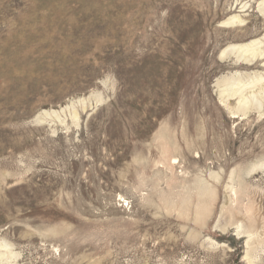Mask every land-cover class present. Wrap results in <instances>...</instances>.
<instances>
[{
	"label": "rangeland",
	"instance_id": "obj_1",
	"mask_svg": "<svg viewBox=\"0 0 264 264\" xmlns=\"http://www.w3.org/2000/svg\"><path fill=\"white\" fill-rule=\"evenodd\" d=\"M263 1L0 0V264H264Z\"/></svg>",
	"mask_w": 264,
	"mask_h": 264
},
{
	"label": "bare ground",
	"instance_id": "obj_2",
	"mask_svg": "<svg viewBox=\"0 0 264 264\" xmlns=\"http://www.w3.org/2000/svg\"><path fill=\"white\" fill-rule=\"evenodd\" d=\"M261 7H264V1L259 4V8H261ZM261 9H263V8H261ZM261 12H263V11H261ZM242 22L243 21H241L239 19V17L233 16L226 23H223V25L224 24L228 25V24H233V23H239V24H241ZM226 53H230V54L235 55L238 60H242L245 63L246 62L247 63H252L254 61L262 60V63L261 64L264 66V42L263 41H260L258 39H253V40H250V41L245 42V43L231 45V46L227 47L226 49H224L222 51L221 55H224ZM263 83H264V76L255 75L253 78H251V80H249L246 83H244L242 81H238L236 83L227 84V85H225L223 91H221L222 90V88H221L220 92H222V95L223 94H227L228 97L237 96L238 97V101L237 102H238V104L240 106H245L246 107L250 102H254V103H257L259 105L260 104V101L258 100L257 97L260 96V95H264V89L262 87V84ZM256 88L259 89L257 91L258 93H256V92L254 93L253 92V90L256 89ZM246 90H250L251 91V94H249V96H247V97L244 94V92ZM86 101H88L86 98H84V99H81L80 98L79 100H77V102L72 103V104L70 103L71 104V108L73 109V113H72V116H71L72 118L71 119L77 120V113L78 112L76 113V111L74 110L75 105H80L84 109ZM52 117L53 118H56V119H60L59 111H52V112H50V111H43V112L40 113V115L38 116L37 119L39 120V122H41L40 119L52 118ZM66 119H68V118H66ZM68 123H69V121H68ZM63 125H65V124H63ZM63 127L66 128V126H63ZM232 192L234 193V195L236 194L234 190H232ZM240 234H247V235H249V232H241ZM8 248L9 247L7 245H5V244L0 245V261L3 260V259L5 261H8L12 257L15 256L10 250H8ZM1 249H3V250H1ZM250 261L252 263V260H250Z\"/></svg>",
	"mask_w": 264,
	"mask_h": 264
}]
</instances>
